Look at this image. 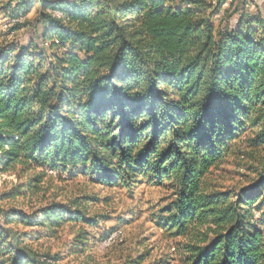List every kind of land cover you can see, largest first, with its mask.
Masks as SVG:
<instances>
[{
	"label": "trees",
	"instance_id": "trees-1",
	"mask_svg": "<svg viewBox=\"0 0 264 264\" xmlns=\"http://www.w3.org/2000/svg\"><path fill=\"white\" fill-rule=\"evenodd\" d=\"M15 2L12 30L36 2L39 10L31 37L0 47V174L34 171L30 190L48 170L130 192L164 187L171 198L159 221L180 239L181 264H264V14L255 4ZM231 8L238 17L217 27L215 16ZM239 144L251 173L226 188L213 175ZM90 199L49 204L34 218L12 210L3 222L97 224ZM23 241L0 223V264L53 263Z\"/></svg>",
	"mask_w": 264,
	"mask_h": 264
},
{
	"label": "rangeland",
	"instance_id": "rangeland-1",
	"mask_svg": "<svg viewBox=\"0 0 264 264\" xmlns=\"http://www.w3.org/2000/svg\"><path fill=\"white\" fill-rule=\"evenodd\" d=\"M248 1L264 14L263 0ZM15 3V0H0V47L13 41L23 43L34 34L33 23L38 17L39 2L34 4L27 18L19 14L18 20L26 18L20 24L23 27L12 30L16 20L13 16ZM224 6L228 7V2ZM253 6L250 4L248 8L255 12ZM229 10L215 16L217 27H224L238 17L236 11L229 17L232 8ZM243 149V144H239L237 153L229 156L213 175L226 188L245 183L251 173ZM33 173L30 171L29 175ZM28 176L18 171L0 174V223L14 236H21L22 245L29 247L36 256H49L55 261L51 259L52 264H125L140 255L143 256L141 264L159 259L167 260V264H181L176 250V241L180 239L172 238L159 221L160 210L171 198V192L166 188L140 183L130 192L120 185L104 186L92 182L86 175L69 178L65 172L48 170L38 188L30 190L23 187L29 181ZM13 189H22V193L8 196ZM86 196L91 198L85 205L87 216L99 220L97 224L68 216L63 225L52 231L33 223L6 225L3 222L4 215L12 210L34 218L49 204L64 205ZM261 213L256 210L254 215L262 216ZM260 226L264 228V224ZM111 237L114 239L107 242Z\"/></svg>",
	"mask_w": 264,
	"mask_h": 264
},
{
	"label": "bare ground",
	"instance_id": "bare-ground-1",
	"mask_svg": "<svg viewBox=\"0 0 264 264\" xmlns=\"http://www.w3.org/2000/svg\"><path fill=\"white\" fill-rule=\"evenodd\" d=\"M58 15H59V13H57ZM112 239H114V237H111L110 239H108V241L107 242H110V241H112ZM115 241V240H114ZM104 243V242H103ZM105 244V243H104ZM106 244H108V243H106Z\"/></svg>",
	"mask_w": 264,
	"mask_h": 264
},
{
	"label": "built area",
	"instance_id": "built-area-1",
	"mask_svg": "<svg viewBox=\"0 0 264 264\" xmlns=\"http://www.w3.org/2000/svg\"><path fill=\"white\" fill-rule=\"evenodd\" d=\"M21 21V20H20Z\"/></svg>",
	"mask_w": 264,
	"mask_h": 264
}]
</instances>
